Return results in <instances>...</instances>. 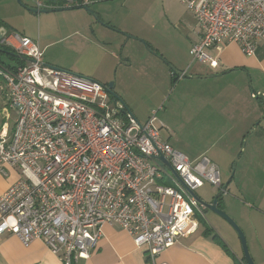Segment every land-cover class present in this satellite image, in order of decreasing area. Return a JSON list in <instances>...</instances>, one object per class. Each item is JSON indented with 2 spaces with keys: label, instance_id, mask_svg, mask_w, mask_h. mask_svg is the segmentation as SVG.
Returning a JSON list of instances; mask_svg holds the SVG:
<instances>
[{
  "label": "built area",
  "instance_id": "2783aa9c",
  "mask_svg": "<svg viewBox=\"0 0 264 264\" xmlns=\"http://www.w3.org/2000/svg\"><path fill=\"white\" fill-rule=\"evenodd\" d=\"M181 2L201 32L192 63L216 69L208 52L231 43L257 55L264 0ZM5 42L25 64L0 68L4 110L15 116L0 129V170L21 173L0 197V236L25 246L41 240L62 264H74L90 259L105 225L120 227L151 257L198 232L205 208L194 195L205 184L223 186L207 155L191 160L171 146L158 111L143 124L107 86L45 64L39 39L11 35Z\"/></svg>",
  "mask_w": 264,
  "mask_h": 264
},
{
  "label": "rangeland",
  "instance_id": "374dc122",
  "mask_svg": "<svg viewBox=\"0 0 264 264\" xmlns=\"http://www.w3.org/2000/svg\"><path fill=\"white\" fill-rule=\"evenodd\" d=\"M32 2V0H22V3L29 7L34 6ZM115 2L120 3L114 7L106 8H108V14L113 17L111 18L114 21L111 22L112 25H117L122 30L109 32L105 31L106 29L101 30L95 34L96 37L93 36L90 29L86 28L85 24L93 20L94 26L101 24L105 26L104 28H109L105 24L108 23V20L104 19L103 22L96 12L98 19L85 10H81L80 13L63 11L35 15L22 7L18 0H1L0 20L10 24L16 30V35L26 36L34 41L39 39L41 49L44 51L45 64L57 65L62 70L94 79L104 86L114 83L115 95L120 98L118 101L131 110L143 124L147 122L154 111H158L159 119L167 127L162 129V137L191 160L207 155L220 169L223 184L231 178L234 172L235 178L238 179L242 171V164L250 157L253 148L257 145L260 146L259 148L264 146V110L263 117L251 118L247 128L241 129V124L238 125L239 138L230 132L222 137H207L209 135L206 133L209 128H206L209 123L207 119L221 120L223 124L224 120L222 119L225 116L226 120L228 114L226 115L218 109L213 111L211 108L197 113L189 98L197 92L191 91L185 97L178 95L176 86L172 87L170 67H173L175 71H177L176 69L181 70V64L190 65L192 57L184 50L179 38H171L177 46L173 48L170 43L164 41L166 39L162 40L159 37L162 24L155 22L160 18L158 14L163 8L159 3H154L151 6L150 0H112L104 3L109 5ZM121 2L124 7L121 6ZM182 8L184 10L186 7ZM89 10L91 9L89 8ZM185 11L189 12L187 8ZM16 35L13 34L14 37ZM156 36L158 43L161 44V49L179 50V54L172 56L165 51L162 52V55L158 54L162 58L161 60L156 56V53L149 52L142 41L150 45V43H154L153 38ZM51 41L54 45L45 48ZM208 54L212 58L218 59L217 51H209ZM2 57L3 61L11 63L7 55H2ZM190 71L192 72V70ZM201 82L197 80L193 84L198 87L199 84H202ZM242 87L246 91L242 98L247 99L249 108L253 107V103L256 105L260 103L252 96V91H257L252 83L251 86L249 83V87L246 85ZM9 114L12 115V112ZM237 121L238 117L233 120L232 125L227 126H237ZM258 123L259 126L254 129ZM252 124L254 127L249 129ZM246 130L249 134L243 140L241 133ZM230 139L237 140L231 141ZM242 149L244 152L240 158L243 159L241 161L239 159L235 169L236 156ZM257 159L259 160L260 157L257 156ZM237 169L239 171L236 176ZM217 193L216 188L205 184L197 191L196 195L203 202L212 203ZM226 195L224 200L228 205H237L235 197ZM223 209L237 223L229 209H225V207ZM197 219L201 228L218 229L224 242L226 240L230 245L233 241L241 243L235 230L213 212L209 210H205L204 214L198 212Z\"/></svg>",
  "mask_w": 264,
  "mask_h": 264
},
{
  "label": "crops",
  "instance_id": "0c3cea01",
  "mask_svg": "<svg viewBox=\"0 0 264 264\" xmlns=\"http://www.w3.org/2000/svg\"><path fill=\"white\" fill-rule=\"evenodd\" d=\"M42 1L44 2V0ZM62 1H65L66 9H69V12L80 13L83 9H81V7H75L87 6L92 11L96 12L99 19L103 20V22L104 19L108 20V23L105 24L108 25L109 28H104L105 26L101 24L94 26L93 20L85 24L86 28L90 29L95 37V34H98L101 30L106 29L105 31L107 32L122 30L117 25H112L113 23L111 22L113 20L111 18L113 17L108 14V8H106L114 7L120 2L108 5L104 2L112 0H84L83 3L79 2L80 4L77 3L76 0ZM150 2L151 6L154 3H159L163 8L158 14L160 18L155 22L162 24V30L158 34L159 37L162 40L166 39L164 41L170 43L173 48L177 46L171 38H179L184 50L189 55L192 46L198 43L201 38V32L194 15L191 12L185 11L186 8L183 10L182 7L186 6L182 4L181 0H150ZM32 3L34 6L31 7L37 8L35 2ZM121 6L124 7L122 2ZM91 18L93 19L92 16ZM6 24L8 25L6 37L13 34L16 35V30L10 24ZM93 36L91 37L93 38ZM153 40L154 43H150V46L155 50L156 54L162 55V52L166 50L161 49V44L158 43L157 36L153 38ZM2 42L6 44L5 40ZM53 45L54 43L51 41L45 48H50ZM166 52H169L172 56L179 54V50H170ZM218 53V67L216 69L192 62L190 65L179 63L182 69H176L177 72L181 74L191 73L189 75L191 78L180 79L177 82L176 91L178 95L185 97L188 95L187 93L191 91L197 92L195 95L189 97L197 113L211 108L213 111L218 109L222 110L224 114H228L226 120L224 118L225 116L223 117V124L221 120L215 121L214 119H207V121H209L206 126V128L209 127L206 130V133L209 134L207 137H222L227 132H230L232 135L239 138L240 131H237L238 125L241 124V129L247 128L250 124V119H258L262 116L264 110V95L262 94L264 93V43L259 46L258 53L255 57L245 56L240 46L236 43L227 44L224 46L223 50ZM51 67L60 69L57 65H52ZM190 70H192V72ZM215 74H222V77L213 79H193V77H204ZM197 80L202 81V84H199L198 87L193 84V82ZM249 83H252L253 87H255V90H257L255 92H259L256 101H260V103H257V105L253 103L252 108L248 107L247 99L242 98L243 93L246 92L242 86L246 85L249 87ZM4 101V95L0 90V129L5 124L13 123L12 121L15 117L14 114L11 115L9 112H5ZM237 117V126H227L232 125L233 120H236ZM252 127H254L253 124L249 129ZM245 132H247V130L241 133L243 140L249 134ZM230 140L235 141L237 139ZM259 147L260 146L257 145L253 148L250 157L242 164V171L239 178H233L225 193V195L228 194L235 197V199H237V203L235 204L237 205H228L227 201L224 200V195L223 204L220 209L222 211H225L223 209L224 207L225 209H229L231 216L237 221L246 235L249 250L255 264H264V146L261 148ZM257 156L260 157L259 160ZM242 159L243 158H240V161ZM238 171L237 169L236 176ZM20 179L21 173L17 168L6 166L3 170H0V197ZM204 212L205 210H203V214ZM221 236V232L216 228H210L209 230L208 227H199L196 234L179 239L172 247L155 257H151L148 248H138L133 238L120 227L105 225L103 227V236L90 259L79 260L74 264L242 263L241 258L243 254L241 255V243L233 241L230 245L225 239L224 242ZM214 237H216V239H214ZM0 264H62V262L59 257L50 252L48 247L41 240H36L29 246H25L17 236L4 235L0 236Z\"/></svg>",
  "mask_w": 264,
  "mask_h": 264
},
{
  "label": "water",
  "instance_id": "95a60500",
  "mask_svg": "<svg viewBox=\"0 0 264 264\" xmlns=\"http://www.w3.org/2000/svg\"><path fill=\"white\" fill-rule=\"evenodd\" d=\"M18 3L22 7H24L27 11H29L30 13L35 14V15L59 13V12L68 11L69 10V9H66V8H42V9H40V8H32V7H29L27 5H24L22 3V0H18ZM81 9L89 12L91 15H95L97 17V19H98V16L96 15V13L93 12L92 10H89V8L87 6H83V7H81ZM6 35H7V31L5 30V28H1L0 29V41H3L6 38H8V36L6 37ZM142 42L145 44V46L149 50V52L153 53V51L150 49V45L147 44L144 41H142ZM156 56H158V54H156ZM158 58H160L162 60V58L160 56H158ZM53 68H55V67H53ZM170 69H171V71H173V73H178L177 71L174 70L173 67H170ZM178 75L181 78H191V76H189L187 74L178 73ZM219 77H222V74H215V75H209V76H204V77H193V79H213V78H219ZM250 86H251V83H250ZM107 88H108L109 93L112 95V97L116 98L117 100H120V98L115 95V92H114L115 84L114 83L109 84L107 86ZM254 94L256 95L255 98H257V96H259V92H255L253 90L252 91V96ZM262 94L264 95V93H262ZM258 126H259V123L255 126L254 129H256ZM243 152H244V149H242L240 151V153H238V155L236 156L235 169L237 168V164H238L240 156H241V154ZM160 158H161V161H163L167 166L170 167L169 163L165 160L164 157H160ZM234 177H235V172L232 174L231 178L227 182H225L223 184L222 188L218 191V193L214 197L212 203L203 202L202 200H200L197 197L196 194L194 196L196 197V199L199 202V204L202 205L205 208V210H209V211L213 212L214 214L220 216L221 218H223L235 230V232L237 233V235H238V237L240 239V242H241L243 257H244V259L246 261V264H255V262H254V260H253V258L251 256V253H250V250H249V246H248V243H247V239H246V236H245L243 230L238 226V224L229 215H227L224 211H222L219 208V199L222 196L225 195V193L227 192V189H228L229 185L231 184V182H232Z\"/></svg>",
  "mask_w": 264,
  "mask_h": 264
},
{
  "label": "trees",
  "instance_id": "16d2710c",
  "mask_svg": "<svg viewBox=\"0 0 264 264\" xmlns=\"http://www.w3.org/2000/svg\"><path fill=\"white\" fill-rule=\"evenodd\" d=\"M42 1V0H41ZM77 3L81 2L83 3L84 0H76ZM90 1H101V0H90ZM44 6L46 7H51V8H66V3L65 1H56V0H44ZM80 4V3H79ZM78 7H83V6H76L75 8ZM75 8H70V9H75ZM1 28H5V30L8 32V25L0 20V29ZM150 49L154 52L155 50H153V48L150 46ZM2 55H7L10 58L11 63H7L6 61H3V57ZM25 64V60L19 56L14 49H12L11 47L7 46L6 44H3L2 41H0V68L6 70V71H14L15 69H17L19 66L24 65ZM171 73V85L173 86H177V82L181 79L180 76L178 75V73H173V71L170 70ZM3 80L0 76V83H2ZM223 204V196L219 199V208L222 206ZM223 208V207H222ZM210 230V228H209ZM214 239H216V237H214ZM242 263L240 264H246V261L244 259V257L241 258Z\"/></svg>",
  "mask_w": 264,
  "mask_h": 264
},
{
  "label": "bare ground",
  "instance_id": "6f19581e",
  "mask_svg": "<svg viewBox=\"0 0 264 264\" xmlns=\"http://www.w3.org/2000/svg\"><path fill=\"white\" fill-rule=\"evenodd\" d=\"M140 121V120H139ZM142 123V122H141Z\"/></svg>",
  "mask_w": 264,
  "mask_h": 264
}]
</instances>
